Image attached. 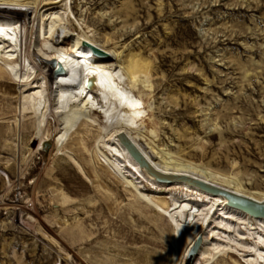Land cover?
Masks as SVG:
<instances>
[{
    "label": "rangeland",
    "instance_id": "1",
    "mask_svg": "<svg viewBox=\"0 0 264 264\" xmlns=\"http://www.w3.org/2000/svg\"><path fill=\"white\" fill-rule=\"evenodd\" d=\"M30 11L24 34L37 14L39 46L53 43L54 24L68 49L89 36L136 55L149 83L132 90L144 100L132 132L145 146L234 174L264 195V0H44ZM6 67L1 61L0 264H184L196 224L179 236L141 192L171 207L195 196L142 174L118 146L120 126L67 104L43 75L51 94L40 116L25 103L34 90ZM39 123L48 150L29 143ZM216 211L201 264H264V222Z\"/></svg>",
    "mask_w": 264,
    "mask_h": 264
},
{
    "label": "bare ground",
    "instance_id": "2",
    "mask_svg": "<svg viewBox=\"0 0 264 264\" xmlns=\"http://www.w3.org/2000/svg\"><path fill=\"white\" fill-rule=\"evenodd\" d=\"M42 1L44 0H0V62L3 61L6 64V70L14 75L20 86H27L24 90H34L27 94L25 103H28L30 108L32 107L38 111L40 116L44 115L43 106L45 107L47 102V95L51 94L47 90V86L44 87L39 82L40 79L38 78L43 75L46 82H48V86L54 91V95H61V99L66 100L67 104H76V107L78 106L81 110L89 107L96 108L95 110L98 111L97 116H103L104 114L108 118V127L114 124L120 126L117 137L118 146L123 148L124 154L142 174L160 185H174L176 189L189 192V194L195 196L194 198H185L181 202L175 201V205L171 207L167 202H161L148 193L141 192L142 197L169 216L179 236L184 235L186 226L193 224L194 228L196 224L195 230L190 231V242L183 250V263L195 239L199 235H203V243L193 262V264H201L198 256L208 243L207 232L217 212L216 209H228L231 213L238 212L246 218H254L264 222L263 214L257 215L252 208L237 205L227 192L228 190L233 191V193L245 195L255 201L264 202V195L259 194L258 190L243 186L234 174L179 159L177 156H173L171 151L159 150L155 144L145 146L141 142V138L133 134L132 129L136 118L140 116L144 100L134 95L132 90L139 86V81L145 82L146 85L149 83V80L142 77L141 63L137 60L136 55L133 56L129 53V57L126 58L117 46L107 47L89 36H81L75 45H70L68 49L63 38L65 35L64 30L57 31V28L53 29L54 24L50 26L53 43L47 46H39L40 34H38V38L34 37L37 14L33 20L32 31L27 27L24 34L26 28L23 21H28L30 10L38 8ZM46 3H52V1ZM48 31L43 25L41 34L44 35V38ZM19 38H21L20 43ZM89 42L99 45L103 49L94 51L89 46ZM23 49H25L26 62L19 67L21 62L19 58L23 57ZM42 58L51 60L55 65H43ZM31 61L35 62V66L30 67ZM37 67L39 73L32 72ZM34 74L36 76L32 77ZM128 80L129 83H127ZM124 112L127 118L121 120L120 115ZM93 120H96V118ZM41 128L42 123H39L38 133L36 137L29 141L30 144L39 147L45 145L47 141ZM152 132L154 133L155 130H152ZM122 133H127L160 170L169 174L192 176L206 183V185H217L220 187L219 191H213L205 185H197L189 180L169 179L171 181H164L159 178L158 174L152 173L138 159L130 145L121 137ZM61 139L63 140V137ZM75 161L84 170L76 158ZM128 181L134 183L130 178H128ZM213 198L214 201H210L212 203L210 208L207 210L206 207V213H204L205 207L203 206L208 204L207 200ZM196 210L203 213V219L201 218L202 221H199V223H194L197 216ZM201 219L197 218V220ZM261 256L264 258L263 255ZM261 261L263 260H257L255 263L251 260L249 263L263 264Z\"/></svg>",
    "mask_w": 264,
    "mask_h": 264
},
{
    "label": "water",
    "instance_id": "3",
    "mask_svg": "<svg viewBox=\"0 0 264 264\" xmlns=\"http://www.w3.org/2000/svg\"><path fill=\"white\" fill-rule=\"evenodd\" d=\"M84 40V39H83ZM87 41V40H86ZM89 46L95 51L96 49H102L100 47H98L96 44H92L89 42ZM41 62L43 63V65H49V64H53L55 65V63H53L51 60L47 59V58H42ZM121 137L124 139V141L126 143H128L130 145V147L133 149V153L138 157V159L144 163V165H146L149 170L154 173V174H158L159 178L163 179L164 181L168 180L171 181L169 179H181V180H189L192 181L194 184H200V185H205L209 188H211L213 191H219L220 187H218L217 185L214 184H209L206 185V183L199 181L196 178H193L192 176H187V175H180V174H169L165 171L160 170L158 167H156L151 161L150 159L143 153V151L136 145V143L133 141V139L127 134V133H122ZM45 149H49V143L45 144ZM180 177V178H179ZM228 194L231 196V199L234 203H236L237 205L241 206V207H249L252 208L257 215H264V202H259V201H255L254 199H251L245 195H240V194H236L233 193V191H227ZM203 235H199L193 245L191 246L184 264H193L194 260L196 259L198 253H199V249L201 244L203 243Z\"/></svg>",
    "mask_w": 264,
    "mask_h": 264
}]
</instances>
